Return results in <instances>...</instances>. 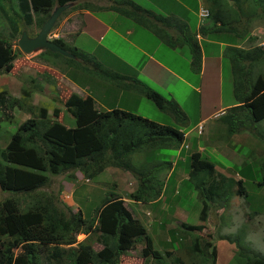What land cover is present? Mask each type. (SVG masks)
Wrapping results in <instances>:
<instances>
[{
	"label": "trees",
	"instance_id": "16d2710c",
	"mask_svg": "<svg viewBox=\"0 0 264 264\" xmlns=\"http://www.w3.org/2000/svg\"><path fill=\"white\" fill-rule=\"evenodd\" d=\"M79 1L7 0L9 6L3 5L0 12L10 30L8 38H14L27 27L39 28L54 4L70 2L68 9L83 8L82 4V7L78 4ZM206 1L209 8L206 14L210 15L211 22L214 23L212 27L217 24L215 28H233L234 15L237 17L239 12L240 19L244 14L245 24L244 27L240 24L238 36L242 37L241 34L244 33L246 40L253 39L249 36L247 26L257 13L264 18V0H256L252 5L248 0ZM232 3L235 6H231ZM117 4L118 6H109V9L139 22L143 27L152 24L156 27L157 24L154 23L156 20H158L156 22L164 20V17L131 0H122ZM225 5H229L226 8L227 14H224ZM257 8L262 12L259 13ZM19 22L22 27H19ZM51 40L73 54L74 58L63 57L44 49L38 53L41 61L50 65L53 63L60 65L59 63L66 61L69 65L99 76L106 82L117 84L122 89L140 92L158 109L171 115L178 125H182L186 120L184 112L180 111L171 99H166L134 78L99 67L91 56L77 51L75 47L67 46L58 37ZM182 43L183 41L179 42ZM184 44L188 45L189 52L194 57L196 41L186 40ZM18 52V49H12L6 38L0 34V71L12 68ZM242 54L244 57H237L231 61L232 90L234 94H238L239 101L220 116V121L225 125L227 136L246 132L264 143L262 132H252L257 130L254 129L257 122L264 119V74L256 71L253 74L251 71L252 67L256 69L258 65L264 63V47L252 46L243 50ZM242 59L249 62L244 65L241 63ZM26 93L27 91H23V94ZM4 95V91H0V124L10 120L12 105L23 107L24 104L21 102L28 96L26 94L25 98L20 100L7 97L6 100ZM55 97L54 103L58 101L60 107L54 106L49 113L44 106L39 107L35 114L31 112L30 107L26 108L31 115L16 125L4 148L0 150V159L4 162L0 164V191L18 194V196L10 194L0 199V238H6L0 246V264H37L42 252L46 253L43 257L58 261L64 256L68 264H131V259L135 260V264L137 261L138 264H154L148 262V257L151 259L160 257V253L152 248L151 239L145 233L143 223L132 217L121 196L108 192V196L103 197L94 211L95 215L87 219L79 210L68 211L65 205L61 206L67 211L64 212L56 204V197L39 190L47 183L48 176L45 173L53 175L64 173L66 176L75 170L90 178L105 167L113 166L133 176L136 186L127 194V199L142 203L157 200L159 202L162 198L170 202L175 197L178 184L190 183L201 203L199 210L201 220L205 219L208 207L222 208L233 196L247 201L249 195L244 184L251 180L250 165L247 162L242 161L236 166L238 168L235 170H239L238 173L235 172L238 175L237 179L216 171L214 163L201 156L198 151L191 152L183 160H174L172 156H168L161 159L157 166H148L144 163L134 167L130 160L134 153L151 149L166 151L176 149L183 134L178 125H161L116 108L94 111L92 99L86 94L80 96L69 92L65 98H61L57 93ZM60 99L63 100L60 102ZM60 108L72 118L73 125L63 124ZM233 126L234 128H231ZM259 166L264 169V156ZM178 169L186 174L187 178L184 180L187 183L182 181L177 184L180 180L176 176ZM262 183L264 184V178ZM20 197L23 203L25 199L29 200L28 205L25 203V208L21 207ZM259 211H262L261 207L255 210L257 213ZM80 233L86 234L85 238L81 241L75 240V236ZM198 237L192 240L188 252H192L193 245L195 246L193 252L205 256V259L209 258L213 264L215 247L212 246L207 253L209 243L204 237ZM89 239L100 247L93 250L87 242ZM73 243L75 248L72 249ZM139 244L141 247L138 253L131 254L130 251ZM68 249L72 250L68 252ZM234 254L236 259H241V264H264L263 256L245 251L239 246H236ZM175 260L179 264H184L179 258Z\"/></svg>",
	"mask_w": 264,
	"mask_h": 264
},
{
	"label": "crops",
	"instance_id": "0c3cea01",
	"mask_svg": "<svg viewBox=\"0 0 264 264\" xmlns=\"http://www.w3.org/2000/svg\"><path fill=\"white\" fill-rule=\"evenodd\" d=\"M119 1L122 0H80L78 4L83 8L66 10L57 21L52 33L53 37H58L67 46L75 47L77 51L91 56L99 67L109 72L134 78L149 89L164 96L165 94L168 95L169 97H165L173 102L181 101L183 98L185 105L177 104L186 116L182 125H178L171 116H163L168 119V125L176 124L178 129L183 131L179 147L172 149L170 153L174 160H183L193 151H198L203 156L206 146L211 147L212 151L220 152L232 159L233 152L226 148L225 144L227 143L220 141L225 130L220 121V116L225 114L228 108L235 106L237 102L222 100L220 96L223 70L226 69V72L232 75L231 61L237 57H244L243 50L252 46H260V44L253 42L256 40L255 37L252 40H246L244 33L241 34V39L238 36L240 35V24L243 27L245 24L244 14L240 19L237 10V17L234 15L235 22L232 24L234 27L219 29L215 28L217 24L212 27L214 23L211 22L208 13L205 17L201 15V10L209 11L206 0H131L137 5L164 17L163 22H156L158 20L154 22L157 24L156 27L153 24L143 27L139 22L109 9V6H118L117 2ZM121 5L123 4L121 3ZM228 6L225 5V10ZM224 14H227V10ZM186 40L196 41L197 48L194 51V57L190 54L188 45L184 44ZM182 41L183 43L179 44ZM173 42L175 46L172 47ZM251 42L252 45L247 47ZM133 53H135V58L131 59ZM233 53L236 54L235 57ZM248 62V60L242 59L241 63L245 65ZM39 63L44 65V63ZM59 64L67 76H64L65 74L61 73L59 68L55 67L56 65L44 66H47L48 72L57 78L55 79L56 82L60 79L59 83L68 88L69 92L80 96H84L85 90L92 92L94 111L116 108L153 121L138 111L140 103L144 100L150 101L140 92L122 89L119 85L106 82L99 76L77 69L66 61ZM251 71L255 74L256 70L252 67ZM50 80L53 81V84L55 83L53 78L50 77ZM174 81L179 83L176 88L172 86ZM72 83L79 88H75ZM188 88L193 90L192 93L185 92ZM54 90L57 91L56 88ZM107 91L110 92L109 99L105 98ZM192 99L195 100L193 113L187 110ZM156 123L163 125L161 122ZM199 123L201 124L200 133L197 132L196 127ZM184 127L187 128L184 129ZM241 133H235L228 137L239 145L248 144L251 139L249 140V137L241 135ZM239 141L247 143L240 144ZM142 153L138 152L132 155L137 154L135 157H141ZM132 158L130 157V159ZM240 162L233 167L236 168ZM215 168L216 165L214 164ZM219 168L220 173L232 176L231 173L227 172L230 167ZM103 171H108L110 178L112 177L116 182L114 184L119 187L122 186L126 193L133 191L136 186L135 179L127 171L113 166L105 167ZM176 172L177 178L180 179L178 184L185 179L186 174L179 169ZM235 176L238 175L235 174ZM110 193L122 197L125 207L133 217L141 216L136 206V203L139 202L124 198L121 189L119 192ZM72 194L73 191H70L69 196ZM104 196H108V193H105ZM128 202L131 203V207ZM152 202L157 203L158 200ZM93 211L94 209L91 214ZM159 211H161L160 208ZM173 211L177 212L175 207ZM147 214L146 211L144 216L146 217ZM185 216L183 215L182 219H185ZM150 221V219H146L145 223L149 225ZM153 222L155 220H152L151 223Z\"/></svg>",
	"mask_w": 264,
	"mask_h": 264
},
{
	"label": "rangeland",
	"instance_id": "374dc122",
	"mask_svg": "<svg viewBox=\"0 0 264 264\" xmlns=\"http://www.w3.org/2000/svg\"><path fill=\"white\" fill-rule=\"evenodd\" d=\"M254 1L256 0H248V3L252 5ZM3 5L5 7L9 6L7 0H0V8ZM232 5L234 4L232 3L231 6ZM257 11L259 13L262 12L260 8H257ZM253 17L254 18L251 19L249 25L247 26V30L250 31L249 36L256 38V40L253 41L255 44H260L264 47V18L258 13ZM6 23L5 17L0 12V34L6 38L12 49H18L16 40L19 35L17 34L14 38L9 39L8 35H10V30L8 29ZM56 25L57 23L53 25L48 33L50 39L55 38L52 33L54 32ZM19 27H22L21 22H19ZM34 31H37V27L32 26L28 28L29 34H33ZM241 38L242 37H240V39ZM250 45H252V42L247 47ZM18 51L17 57L13 61L12 68L10 70L0 71V91H4V97L6 100L7 97H13L20 100L25 98L24 96L26 94H28V96L25 101L21 100V103L24 104L23 107L12 105V115L10 120L5 121L7 123L0 124V150L4 148L9 135L14 131L16 125L25 118L29 117L31 112L35 114L39 107L44 106L49 113L54 106L60 107V103L58 101L54 103L56 98L55 95L59 93L61 98H65V95L69 93L68 88L59 83L60 79L56 82L55 79L57 78L52 76L51 72H48L46 67L50 64H46L41 61L38 57V52L23 53L19 49ZM130 58L134 59L135 53H133ZM39 62L44 63V65L47 66L43 65V67ZM52 65L55 64L53 63ZM55 67L59 68L57 66ZM59 70L61 73L64 72L63 68ZM255 70L257 73L264 74V63L259 65V67ZM68 74L70 75V73ZM56 76L58 75L56 74ZM50 77L54 79V84L53 81L50 80ZM232 79L233 78L229 72L227 73L226 69L223 70L221 90L219 92L222 100L237 102L239 101V98L238 94H234L232 91ZM73 85L75 88H79L77 85ZM172 86L173 88H176L179 86V83L174 81ZM54 88H56L57 91H55ZM23 91H27V93L23 94ZM192 91L193 90L191 88H188L185 92L190 94ZM84 92L88 97L94 100L92 92L88 90H85ZM161 93L165 94L163 92ZM165 96L169 97L166 94ZM167 97L165 98L169 99ZM105 98H110L109 91L105 93ZM62 100L63 99H60L59 101L61 102ZM174 103L181 106L185 105L183 98L181 101ZM189 106L190 107H188L187 110L193 113L195 108L194 99H192L189 103ZM28 107H30L31 112L26 109ZM178 108L182 111L179 106ZM2 111H4V108ZM138 111L150 120L159 123L161 122L162 124H168L169 122L166 117H163L164 115L171 116L166 111L158 109L155 104L148 100H144V102L138 105ZM59 112H61L63 124L70 126L73 125L72 118L69 115H66L62 108H60ZM51 117L52 116L49 118L52 119ZM223 126L225 127L224 124ZM186 128L187 127H184V129ZM231 128H234V126ZM254 129L257 130L252 132H262V134H264V119L258 121ZM241 135L249 137V140L251 139V141L248 144H246L247 142L239 141L240 144H246L239 145L236 141L226 135L225 130L223 131V135L220 137L221 142L227 143L225 144L226 148L233 152L232 159H229L230 156H225L220 152L212 151L211 147L208 146L204 147L205 152L203 153V156L211 160L216 165L215 170L218 172H221L219 167H230L228 168L230 170L227 169V172L231 173L232 176L229 175L228 177L233 179L238 178L235 174L239 172V170H235L233 166L238 164L240 161H245L250 165L251 180L246 181L244 184L246 193L249 195L247 196V201L241 197L233 196L222 208L216 209L215 207H208L205 219L201 220L199 218L201 203L198 201V194L193 188H191L190 183L184 185H181L180 183L176 188L177 192L174 194V199L171 200L172 202L170 201L171 203L169 201H164V198H162V200L158 203H136L139 210L138 212L141 214V216H137V218L141 223H143L145 233L151 239L152 248L160 253V257L158 259H151L148 257V262H152L154 264H179L175 260L176 258H179V260H182L184 264L191 262L197 264H211L209 258L205 259V256H202L198 252H193L195 246L192 245V252H188V248L196 236H199L200 238L204 237L209 243L206 250L207 253L210 251L212 246L215 247L213 264H241V259H236V254H234L236 246H239L245 251L253 252L264 257V184L262 183L264 178V169L259 166L260 160L264 156V143L262 141H258L253 134L242 132ZM222 148L224 147L222 146ZM171 152L172 149L167 151L165 149H151L144 151L141 154V157H135L137 154L131 156L133 157L130 159L131 165L135 167L146 163L148 166H157L160 163V160L170 156ZM0 164H4L1 159ZM237 168L238 167H236V169ZM45 174L48 176L47 183L40 187L39 190L44 194H51L56 197V204L64 212L67 211L61 207L63 205L68 208V211L71 210V212L80 209L81 215H84L87 219L95 215L94 211L102 201L105 193L119 192L121 189V194L124 198H126L128 194L125 190H123L122 186L119 187L115 185L116 182L112 177L110 178L108 171H98L90 178L75 170L71 171V175L66 176H64V173L56 175L49 173ZM164 175H166V172H164ZM71 176L73 177L70 178ZM186 178L187 177H185V179ZM183 182L187 183L185 180H183ZM127 184L129 183L127 182ZM70 191H73L71 196H69ZM10 194L18 196V194H14L12 192L0 191V199L5 196H9ZM20 202L22 208H25L26 204H29V200L27 199L24 201L26 204L23 203V199H21V197ZM128 205L131 207L130 202H128ZM174 207L177 212L173 211ZM260 207L262 211H259L258 213L255 212V210L260 209ZM159 208L161 211H159ZM93 209L94 211L91 214ZM146 211L148 214L145 217L144 214ZM180 212H182V215H180ZM183 215H186L184 217L185 219H182ZM146 219L151 220L149 225L145 223ZM152 220H155V222L151 223ZM85 236L86 234L83 233L77 234L75 236V240L81 241L85 238ZM5 241L6 238L1 237L0 246ZM87 242L92 246L93 250L100 247L99 244L94 243L91 239ZM73 244L71 247L72 249L75 248V243ZM66 247L67 246H65V249ZM140 247V244L137 245L134 250L130 251L131 254H137ZM197 247H200L199 244ZM72 249H68V252ZM45 254V252L40 254L41 256L37 264H68V261L64 256H62L58 261L43 257ZM131 264H135L134 259H131Z\"/></svg>",
	"mask_w": 264,
	"mask_h": 264
},
{
	"label": "water",
	"instance_id": "95a60500",
	"mask_svg": "<svg viewBox=\"0 0 264 264\" xmlns=\"http://www.w3.org/2000/svg\"><path fill=\"white\" fill-rule=\"evenodd\" d=\"M69 5L70 3H65L63 5L54 6L46 19L41 23L34 36L30 37L22 30L16 40L17 48L23 53H31L46 49L49 52H56L64 57L72 58L73 55L71 53L47 39V33L50 31L58 15Z\"/></svg>",
	"mask_w": 264,
	"mask_h": 264
},
{
	"label": "clouds",
	"instance_id": "9594fccd",
	"mask_svg": "<svg viewBox=\"0 0 264 264\" xmlns=\"http://www.w3.org/2000/svg\"><path fill=\"white\" fill-rule=\"evenodd\" d=\"M68 3H70V2H68ZM61 5H63V4H61ZM70 5H71V3H70ZM70 5H69V6H70ZM54 6H56V5L54 4V5L52 6L51 10L53 9ZM69 6H68V7H69ZM68 7H67L66 9H64V10L58 15V17H57V19L55 20V22L53 23V25H55V23H57V21L60 19V17L62 16V14L65 13L66 10H68ZM51 10H50V11H51ZM49 13H50V12H49ZM48 15H49V14H48ZM206 15H207V14L202 15V16L205 17ZM45 19H46V18H45ZM45 19H44V20H45ZM31 27H32V26H31ZM33 27H36V26H33ZM52 27H53V26H52ZM52 27H51V28H52ZM28 28H30V27H27V28H25V30H24V31L26 32V34H27L28 36H30V37L34 36V35L36 34L37 31H34L33 34H29V32H28ZM38 29H39V28H37V30H38ZM21 31H22V30H21ZM48 33H49V32H48ZM48 33H47V39L50 40V41H52V40L49 38ZM19 35H20V34H19ZM52 42H53V41H52ZM61 48H62V47H61ZM63 49H64V48H63ZM42 50H44V49H42ZM42 50H39V51H36V52L39 53V52L42 51ZM45 50H46V49H45ZM66 51H67V50H66ZM68 52H69V51H68ZM69 53H70V52H69ZM59 55H60V54H59ZM72 55H73V54H72ZM61 56H62V55H61ZM63 57H64V56H63ZM67 58H68V57H67ZM72 58H74V56H73ZM56 66H57V67H59V66L61 67V65H56ZM115 168H116V167H115ZM102 171H103V170H102ZM119 196H120V195H119ZM126 199H127V197H126ZM123 202H124V200H123ZM132 217H133V216H132Z\"/></svg>",
	"mask_w": 264,
	"mask_h": 264
},
{
	"label": "built area",
	"instance_id": "2783aa9c",
	"mask_svg": "<svg viewBox=\"0 0 264 264\" xmlns=\"http://www.w3.org/2000/svg\"><path fill=\"white\" fill-rule=\"evenodd\" d=\"M206 14V11L205 10H201V15H205ZM197 132L198 133H200V131H201V124L199 123V124H197Z\"/></svg>",
	"mask_w": 264,
	"mask_h": 264
}]
</instances>
